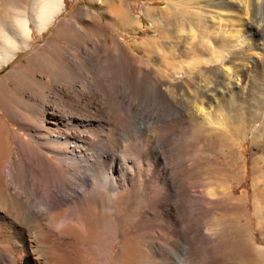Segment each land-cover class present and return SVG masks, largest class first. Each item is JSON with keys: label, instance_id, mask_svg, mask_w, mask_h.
<instances>
[{"label": "bare ground", "instance_id": "6f19581e", "mask_svg": "<svg viewBox=\"0 0 264 264\" xmlns=\"http://www.w3.org/2000/svg\"><path fill=\"white\" fill-rule=\"evenodd\" d=\"M24 1L17 0L7 17L13 44L1 43L0 67L30 48V23L41 34L64 3L32 0L25 8ZM186 2L198 35L175 46L176 61L134 56L117 40L109 48L100 41L101 50L90 51L89 28L66 19L59 34L84 41L79 57L60 42H47L26 65L0 77V109L29 137L13 132L10 158L11 131L0 115V264H219L225 242L200 223L199 200L214 198L187 195L200 153L192 148L188 154L184 144L206 131L230 142L249 134L252 167L264 169V67L254 76L247 70L264 47V0H165L160 14L167 7L184 10ZM104 10L114 12L112 2ZM81 53L96 57L110 74L63 84L65 65L79 64ZM33 69L49 73L52 85L36 79ZM219 95L227 96L221 107ZM185 129L184 143L171 144ZM133 134L143 138L120 149ZM103 193L113 199L124 194V218L111 221L107 207L96 214ZM67 227L80 229L85 241ZM248 243L243 250L253 257L260 249ZM131 252L136 255L129 261Z\"/></svg>", "mask_w": 264, "mask_h": 264}, {"label": "rangeland", "instance_id": "374dc122", "mask_svg": "<svg viewBox=\"0 0 264 264\" xmlns=\"http://www.w3.org/2000/svg\"><path fill=\"white\" fill-rule=\"evenodd\" d=\"M16 1L17 0H0V45L1 43L4 44L6 41H9L10 44L12 43L11 34L10 32L7 33V30L10 29H7V27H10L7 22V17L12 15V12L16 9V5L18 4ZM31 1L32 0H25L23 4L24 7L26 6L25 8H28ZM38 1L39 0H37V2ZM108 2H112L114 5L115 11L112 13L104 10ZM184 4L185 5H183V3L181 4L184 10L175 11L171 7H167V10L160 14V10L166 6L165 0H160L159 2H156V0H64L60 13L55 16L54 20L41 34L37 33L30 23V35L33 39L32 45L30 48L17 51L15 57L12 58L7 65L0 67V77L12 72L13 68L18 64L26 65L28 61L34 57V49L36 47L45 48L44 44L47 42H60L59 44L67 48L72 54L77 56L80 55L79 51L86 46V44H83L84 41H75L72 40L73 38L67 37L68 35L66 34H64L65 37L59 34L63 27L66 29V26H64L66 19L76 25L89 28L88 31H86L87 41L85 42L89 44L87 48L90 51L98 52L97 49L99 50L101 47L100 41H103V44L109 48L112 47L114 41L117 40L134 56L144 57L146 55L151 58L161 56L160 58L168 57L169 59L173 57V60L176 61L180 58L175 50V46L181 44L186 45L189 42L192 43V37L198 35V31L190 24L192 22H190L191 17L188 16L192 13V8L189 2ZM118 9L121 11V16L125 18H122L123 21H118L116 18L118 15L117 13H119ZM87 11L91 12L93 16L87 13ZM6 24H8L7 27ZM151 24L155 26L151 28ZM64 28L62 30H64ZM191 31L194 32L192 33ZM159 35L161 38H159ZM162 35H164V37ZM186 35H188V37ZM150 38H152L153 41ZM93 44L95 49L90 47V45ZM135 47L138 48L136 49ZM143 51H148V55L146 52L142 53ZM259 51L261 54L257 55L259 59L253 61V65L251 64L252 60L247 64V70L251 76L255 75L257 68L260 67L259 65H263L264 67V47ZM82 53L79 64L73 63L72 65H65L67 70L65 69L66 72L64 71L62 76V80L64 81L61 82L63 84L75 83L78 86L84 78H89V80L95 78L97 80L99 77L101 78L110 74L111 70L98 67L100 65L95 62L96 57H84ZM160 62L162 64V61ZM162 66L163 68L165 67L163 64L159 65L160 68H162ZM33 74L36 79L47 83V85H52L51 75L49 73L42 69H35ZM175 77H177V79L182 78L180 73L175 74ZM9 85L12 86V83H9ZM102 89L106 90L105 88ZM107 96L111 103L110 96L108 94ZM224 99H227L226 95H219L218 101L220 106L218 105V107L222 106V100ZM214 111H218V108L213 110L211 114H214ZM0 115L1 119L11 131L9 138L11 146L10 158L14 159L16 144L14 142L13 132H16L18 135H23L26 139H29V137L25 135V131L19 130L11 119L4 115L1 109ZM189 128L190 130L192 129L191 127ZM188 130L189 129H185L184 133H182L181 131L183 130H181L180 133L178 132L177 135H174L175 138L172 137L171 144H174V142L178 143V141L180 144H182V142L184 143L185 137L187 138L186 134L189 132ZM206 132L198 133L187 141L186 145L184 144V150L185 152L188 151V154H190L193 149H198L200 153V159H197L196 164H194V171L189 177V182L192 186L186 193L198 199L204 194L211 195L213 196L212 198H214V201L199 200L202 212L200 223L204 226L203 229L212 230L220 237L219 240L225 242L222 250H220L219 255L216 257L221 258L219 264H264V169L254 170L252 167V157L255 156V151L251 145L249 134L235 140L233 139V142H230L228 139H225V137H221L216 131ZM142 138L141 134H133L130 138L124 139L120 149L124 150L129 143L139 142ZM202 152L204 153L203 155L201 154ZM111 155L118 157L120 153ZM201 165L202 167H200ZM97 175L99 176V173ZM97 175L95 174L94 177L92 176L90 186H93L95 182L98 181ZM101 200L102 202L95 206L97 215L99 214L100 207H107L111 210V215L109 217L111 221L114 222L115 218L117 220L124 218V210L120 207L124 200V194L117 199H113L110 195L103 193L101 195ZM52 220H54V217H51V221ZM65 232L74 235L80 241H85L84 233L78 228L67 227L65 228ZM251 240L255 248L257 246L258 249H260L253 251V257L251 255L248 256L249 254L243 250L244 246H248V242ZM125 242L130 246L131 242L126 240V238ZM118 244L119 241H116L115 247ZM226 244L227 246L225 247ZM135 255L136 252H131L128 260H133Z\"/></svg>", "mask_w": 264, "mask_h": 264}]
</instances>
